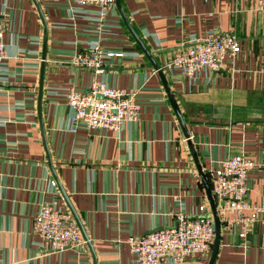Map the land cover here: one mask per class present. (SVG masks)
Returning a JSON list of instances; mask_svg holds the SVG:
<instances>
[{
  "label": "crops",
  "instance_id": "0c3cea01",
  "mask_svg": "<svg viewBox=\"0 0 264 264\" xmlns=\"http://www.w3.org/2000/svg\"><path fill=\"white\" fill-rule=\"evenodd\" d=\"M36 1L46 23L40 116L53 175L36 114L42 22L32 0H0V16L8 24L3 39L9 71L8 80L0 83V264H92L85 241L77 250L48 251L32 233L40 202L53 201L69 211L50 179L66 194L96 264H136L125 239L172 227L176 213L210 214L205 188L159 76L115 6L105 22L111 33L96 36L86 19L71 14L66 0ZM119 3L160 67L173 50L189 43L190 35L199 38L215 30L238 37L239 53L217 71L199 73L195 80L180 72L163 73L206 183L210 169L241 153L260 165L247 174L245 198L263 202L264 18L257 0ZM92 39L125 54L108 59L101 77L70 62ZM93 77L136 91L137 120L117 131L79 124L70 132L69 108L61 95L47 94L46 88L72 85L86 91ZM221 203L214 201L219 239L211 264H264V224H252L240 239L223 223ZM200 262L197 256L187 259V264Z\"/></svg>",
  "mask_w": 264,
  "mask_h": 264
},
{
  "label": "built area",
  "instance_id": "2783aa9c",
  "mask_svg": "<svg viewBox=\"0 0 264 264\" xmlns=\"http://www.w3.org/2000/svg\"><path fill=\"white\" fill-rule=\"evenodd\" d=\"M66 2L74 17H82L88 21V29L94 35L111 33L105 22L114 7V0ZM87 6L94 10L90 12L82 9ZM257 6L264 18V0H257ZM7 26L0 16V83H5L9 77L3 39ZM190 36L189 43L173 50L160 67L163 72H180L187 79L195 80L199 73H211L221 69L225 63H232L240 51L239 39L231 31L207 30L199 38ZM124 55L123 52L104 48L98 39H92L86 41L81 50L73 53L70 62L74 66L90 69L94 76L101 77L108 59ZM205 77L207 83L208 74ZM46 93H58L63 97L70 110V132H75L79 124L90 129L117 131L123 123L134 122L138 118L136 91L107 85L102 78L93 77L86 91L67 85L47 87ZM255 169H260L257 162L241 153H235L208 172L207 184L212 199L222 201V221L240 239L246 237L252 224H264V201L252 203L245 198L247 174ZM49 184L53 187L56 185L53 179L49 180ZM31 230L38 237L41 247L48 251L77 250L84 244L69 211L57 208L53 201L45 200L38 204L32 217ZM213 236L214 221L211 214L186 216L176 213L172 227L140 236H128L125 243L132 262L136 264H187V259L191 256L200 257L199 264H205Z\"/></svg>",
  "mask_w": 264,
  "mask_h": 264
},
{
  "label": "water",
  "instance_id": "95a60500",
  "mask_svg": "<svg viewBox=\"0 0 264 264\" xmlns=\"http://www.w3.org/2000/svg\"><path fill=\"white\" fill-rule=\"evenodd\" d=\"M39 16H40V19H41V22H42V27H43V30H42V43H41V61H40V66H39V76H38V85H37V93H36V114H37V119H38V125H39V130H40V135H41V140H42V143H43V147H44V150H45V154H46V161H47V164H48V167L53 175V170H52V167H51V164H50V156H49V153H48V149H47V146H46V142H45V139H44V131H43V126H42V120H41V116H40V102H41V95H42V77H43V70H44V54H45V46H46V23L44 22L43 20V17H42V13L40 11V8L38 6V3L36 0H32ZM114 6L115 8L117 9L121 19H122V22L124 23L125 27L127 28V30L129 31L130 35L132 36V38L134 39L135 43L137 44V46L139 47L140 51L142 52V54L146 57V59L149 61V63L151 64V66L153 67V69L157 72L158 76H159V79L161 81V84H162V87L165 91V94H166V97H167V100L170 104V107L172 109V111L174 112V115L178 121V124L181 128V131H182V134L186 140V144H187V147H188V150L190 152V155L197 167V171H198V174L200 176V179L203 183V186L205 188V192H206V196H207V199H208V204H209V210H210V214L213 218V221H214V236H213V242H212V248H211V251H210V254H209V257H208V260L206 262V264H211L212 261H213V258H214V255H215V252H216V248H217V244H218V239H219V221H218V217H217V214H216V209H215V205H214V201L211 197V194H210V191H209V187H208V184L206 183L205 179H204V175L201 173L199 167H198V164L196 162V157H195V153H194V150L192 148V145H191V142L190 140L188 139V131L186 129V126L184 124V121L179 113V110L176 106V103L174 101V98L172 96V93L168 87V84H167V81L165 79V76H164V73L162 71V69L160 68V66L154 61V59L151 57V55L149 54V52L145 49V47L143 46V44L140 42V40L137 38V36L135 35V33L133 32V30L131 29V27L129 26L122 10H121V7H120V3H119V0H114ZM178 48V47H177ZM99 97V96H98ZM56 183V181H55ZM57 188L59 189V192L62 196V198L64 199L66 205H67V208L69 210V213L71 214L76 226L78 227L79 229V232L81 234V237L82 239L85 241L90 253H91V256H92V264H96L95 263V257H94V254H93V251H92V248H91V245L90 243L88 242V239L84 233V230L73 210V208L71 207L68 199H67V196L66 194L64 193V191L62 190V188L56 184ZM159 229H152L150 231H147V233H150V232H154V231H157Z\"/></svg>",
  "mask_w": 264,
  "mask_h": 264
},
{
  "label": "rangeland",
  "instance_id": "374dc122",
  "mask_svg": "<svg viewBox=\"0 0 264 264\" xmlns=\"http://www.w3.org/2000/svg\"><path fill=\"white\" fill-rule=\"evenodd\" d=\"M212 197V196H211Z\"/></svg>",
  "mask_w": 264,
  "mask_h": 264
},
{
  "label": "trees",
  "instance_id": "16d2710c",
  "mask_svg": "<svg viewBox=\"0 0 264 264\" xmlns=\"http://www.w3.org/2000/svg\"><path fill=\"white\" fill-rule=\"evenodd\" d=\"M208 182V181H207Z\"/></svg>",
  "mask_w": 264,
  "mask_h": 264
}]
</instances>
